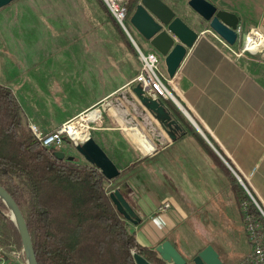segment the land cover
<instances>
[{"label": "crops", "instance_id": "obj_1", "mask_svg": "<svg viewBox=\"0 0 264 264\" xmlns=\"http://www.w3.org/2000/svg\"><path fill=\"white\" fill-rule=\"evenodd\" d=\"M17 1L19 6L12 4L13 1L2 8L12 9H0V21L13 22L11 26H5L6 23L0 25L2 44L7 40V28L18 34L21 43L26 41V37L20 38L19 31L30 14L21 9L23 0ZM206 1L219 10L234 14L242 35L251 29L264 33V0ZM194 17L191 21L179 18L191 29L204 34L187 51L173 78L181 106L193 122L181 110L175 111L169 103L168 111L181 130H175L177 139L170 140L159 129L157 134L164 138L160 140L162 146H157L146 131L142 129V134L132 126L134 122L129 118V111L124 110L119 102L117 95L135 86L133 80L139 70L134 58L121 48L117 47L118 58H109L107 49L103 48L101 57L75 60L64 52L34 59L29 58L26 48L5 46L6 51L0 52V56L6 55L0 58V85L12 91L27 124L37 126L43 134L80 116L81 121L97 122L95 126L98 127L102 124L103 128L93 129L95 134L92 138L118 169V164L124 163L122 154L115 152V157H112L104 148V142L119 141V146L131 157H134L135 147L140 151L143 156L139 155L135 161L137 173L152 179L155 194L168 196L173 212L185 211L191 218L194 212H201L203 225L207 222V226L231 228L227 230L230 238L246 240L245 232L237 230L241 226V215L235 210L228 180L214 164L209 150L235 177L238 176L248 192L264 207V52L236 58L209 28H196L200 18L195 13ZM23 31L27 33L26 28ZM128 36L134 42L132 36ZM260 42L264 44V41ZM146 46L147 52H155L147 42ZM238 47V42L231 46L233 50ZM88 53L93 55L92 50ZM29 55L33 56L32 53ZM160 69H165L162 59ZM93 109L112 111L115 118L112 117L109 123L100 113L99 119L97 111H91ZM91 115L96 118L87 121ZM81 121L78 124L81 125ZM155 147L156 154L145 159ZM71 157H77L80 164H88L77 152ZM127 179L128 175L121 177L110 184V189L122 188L141 219L149 214H159L155 211V202L146 193L140 195L145 206L129 187ZM171 216L165 212L157 216L155 223L160 230L152 222L141 224L142 236L136 234L139 244L154 249L167 240L176 250L177 247L180 249L176 228L179 225L185 232L188 228L185 222L175 226ZM189 221L193 222L192 219ZM148 230L152 231L154 239L150 238ZM206 240L214 247L211 237ZM180 250L182 252V247Z\"/></svg>", "mask_w": 264, "mask_h": 264}, {"label": "trees", "instance_id": "obj_2", "mask_svg": "<svg viewBox=\"0 0 264 264\" xmlns=\"http://www.w3.org/2000/svg\"><path fill=\"white\" fill-rule=\"evenodd\" d=\"M138 1H127L129 17ZM57 151L35 139L14 94L0 85V186L25 213L37 263L135 264V253L150 264H167L154 249L139 244L136 234L129 231L127 221L105 191L109 181L101 172L74 158L59 160ZM209 152L214 164L225 173L239 212L241 204L247 202L250 214L264 222L237 178ZM132 168L123 170L120 177ZM6 211L0 201V213ZM4 220L21 247L14 224Z\"/></svg>", "mask_w": 264, "mask_h": 264}, {"label": "rangeland", "instance_id": "obj_3", "mask_svg": "<svg viewBox=\"0 0 264 264\" xmlns=\"http://www.w3.org/2000/svg\"><path fill=\"white\" fill-rule=\"evenodd\" d=\"M162 1L171 9H173L176 15L182 17L186 21H191L192 19H195L192 9L187 4L189 0ZM17 2L18 1L16 0L12 4H15V6H19ZM22 2L24 3H22L23 8L21 9H23L24 11L26 10V12L30 14V17L24 20L25 25L22 26L23 28H26L27 33L23 31V28L19 31L21 34L20 38L26 37V41L21 43V41H19L20 39L18 37V34L14 33V31L11 32V30L7 28V34L5 36L7 40L4 42V44L0 43L1 53L6 51L5 46L14 49L17 45H19L20 48H26L27 55L29 56V58H44L64 52L65 54L70 55L75 60H81L83 58L89 59L90 57H101L103 55L102 53H104L103 48H105L107 49L109 58L112 59L113 57H119L118 52L121 48L126 53L129 52L132 58H134V60L137 62L138 67L140 69V62L137 55V49L131 42L126 32L123 31L121 28L118 29V27L114 24L111 19V16L109 15L108 11L105 9V6L103 5V3H101L100 0H23ZM10 9L12 8L9 7L6 9H2V11ZM2 23H6L5 26H11V24H13L12 21L7 22L4 20L0 21V25H2ZM19 26L20 24L16 25V27ZM125 27L128 30L129 35L132 36V38L134 39V43L138 46V49L144 53H147L148 48L146 46V41L142 39L140 35H138V33L130 24L129 19L125 21ZM195 27L201 30L202 28L207 27V25L200 20L197 25L195 24ZM261 33L264 35L263 32ZM201 35L203 34L200 33V36ZM214 40L216 41V39ZM262 45L263 44L260 42L257 50L263 49L264 45ZM89 50L93 51L92 56L90 53H88ZM235 51L239 52V47L238 49H235ZM28 53H32L33 56H30ZM248 55L251 54L245 52L240 58ZM5 56L6 55L3 54V56H0V58H4ZM162 72L167 77L165 69ZM168 86L174 97L179 100V96L177 94L174 83L168 84ZM169 103L175 111L179 112L180 109L178 106H176L172 102ZM182 107L184 106L182 105ZM97 113L99 114V119L101 118L102 114V118L108 120L109 123H111L112 117L115 118V115L112 113V111L109 112L108 110H101L100 112L97 111ZM95 118L96 117L93 115L88 116L87 121H94ZM182 118L184 119V117ZM78 121L79 119L75 120L73 123H78ZM185 122L187 121L185 120ZM88 126L92 128L90 130L86 127V131L89 130L90 132V137H93L95 134V131H93V129L103 128L102 124L101 127L95 126L94 124H89ZM191 130H193V128ZM85 138L86 134L83 136V139ZM108 143L109 144L104 142L103 145L106 151L112 157H115V152H119L120 154H122V158H124V163L118 164V167H120V171H123L129 167H133L132 172L129 171L121 177L128 175L127 184L140 198V200L142 201L140 195L146 193L147 197H149L153 202H155V211L159 214L162 213L159 211V207L165 202H169V199L167 198L168 196L155 194L153 192L154 185L152 179L145 178L144 176H142V174H140V172L137 173L135 169V161L139 157V155H142L140 151L135 147L133 149L134 157H131L125 149L123 150V148L119 146V141L113 140L111 144L110 141H108ZM58 151L63 152L67 157H71L76 152L73 143L69 141H67L60 148H58ZM155 154L156 152H153L151 155L146 156L145 159H149ZM74 158L79 161L77 157ZM148 170L150 171L151 169ZM116 181L105 183V191L107 195L112 192L109 187L110 184ZM125 206L132 215V218L137 222L132 223L127 221L129 231L134 232L135 234H137L138 237L142 236L143 227H140L141 224H143L144 222V225L148 222H152L154 224L157 223L156 219L158 218L157 216L159 214H149L147 217L140 219L126 203ZM235 210L236 212H239L238 208L236 207ZM22 213L23 215H25L24 211ZM165 213H168L169 216H171L170 214H174L170 217V219L173 220V224L175 226H177V224H184L185 222L188 228V231L186 230V232L184 228L179 227V225L177 226L178 228H176V233L178 236L177 238L179 240V247L180 249L182 247V252L178 247L177 251L183 258L184 256L186 257V264H192V259L196 256V254L202 249H204L205 245H209L206 243V239L210 237L213 239L212 245H214V247H212L218 253L219 259L222 261V263L224 262L225 264H237L238 262L244 260L245 256L249 252V244L247 242V238L246 240H244L239 237L236 240H233V238H230L227 235V230L231 228L222 226H207V222H205V225H203L201 223V218H203L201 217V212H194L193 218H191V216H187L185 211L173 212L171 208ZM4 218L13 223L9 219L10 214L8 209L4 213V215L0 213V252H4L6 264H26L24 254L22 252V245L21 247H19V244L16 241L11 230L6 227ZM190 219L193 220L192 223L191 221L188 222V220ZM216 224L222 223L217 222ZM156 227H158V229L160 228L158 224H156ZM161 228H163V225L161 226ZM234 229L236 230V228ZM237 230L239 232H245L242 222L241 226L237 228ZM148 232L147 234L150 233V238L154 239L152 231H150L149 233Z\"/></svg>", "mask_w": 264, "mask_h": 264}, {"label": "water", "instance_id": "obj_4", "mask_svg": "<svg viewBox=\"0 0 264 264\" xmlns=\"http://www.w3.org/2000/svg\"><path fill=\"white\" fill-rule=\"evenodd\" d=\"M13 1L15 0H0V9L8 6ZM187 4L200 20L207 25L210 31L220 39L230 46L236 43L238 19L234 14L217 9L206 0H189ZM129 22L142 39L148 43L150 48L163 60L167 76L170 79L175 77L187 51L193 47L200 37L198 31L186 25L162 0H139L134 12L129 17ZM126 34L129 35L127 32ZM245 39L246 36L242 35L241 41L244 42ZM131 42L137 49L135 43ZM117 97L119 102L123 104L124 110L129 111V118L134 122L132 126L139 129L141 133L142 129L146 131L156 142L157 146H162L160 140L164 139L157 134L159 129L170 140L177 139L175 130L180 131L181 129L172 118L168 108L164 104L144 96L140 86L137 85L133 88L122 90ZM179 109L193 122L182 106ZM74 149L89 165L97 168L107 181L112 182L120 178L121 171L90 135L87 140L76 145ZM155 151L156 147L153 152ZM55 156L59 160H73V157H67L60 151H57ZM237 180L245 189L241 180L238 178ZM109 198L116 211L126 221L137 223L126 208L121 196L112 191L109 194ZM0 200L8 209L9 219L18 231L26 264H38L23 213L12 197L1 186ZM154 251L167 264H186V260L167 240L157 245ZM133 258L135 264H150L138 254L134 253ZM192 264L223 263L214 248L208 245L196 254L192 259Z\"/></svg>", "mask_w": 264, "mask_h": 264}, {"label": "built area", "instance_id": "obj_5", "mask_svg": "<svg viewBox=\"0 0 264 264\" xmlns=\"http://www.w3.org/2000/svg\"><path fill=\"white\" fill-rule=\"evenodd\" d=\"M128 0H101L107 11L110 13L114 21L118 24V26L123 30L127 31L125 27V21L129 19L128 14V7H127ZM212 33V31H211ZM204 34V32H202ZM218 41L224 45L228 52L231 53L236 58H240L243 53L247 52L251 55H256L260 52L264 51V46L262 50L250 51L247 50L245 44L249 37H258L259 40H264V35L256 29H251L249 32L244 34L246 39L244 42L241 41V29L237 26L236 34L237 40L236 42L239 43L240 51L237 52L231 48L225 41L220 39L217 35L212 33ZM264 45V44H263ZM137 55L140 62V69L137 75L135 76L133 83L135 86H140L144 96L149 99L155 100L159 103L164 104L168 109L169 102L174 103L176 106L180 107L181 103L178 99L174 97L172 92L169 89L168 84L173 83V79H170L168 76L166 77L162 70L160 69V61L161 58L158 56L156 52H147L144 53L137 47ZM170 79V80H169ZM91 111H95L94 109ZM89 111V112H91ZM98 111V110H97ZM88 112V113H89ZM87 114V113H86ZM84 114L83 116H85ZM81 117H78L81 121ZM76 119V120H77ZM101 119V118H100ZM72 122H68L63 124L60 128L48 133L43 134L37 128V126L30 124L29 129L35 139L45 148L47 149H58L67 141L73 143L74 147L80 144L82 141L78 139H74L69 133V126ZM83 126H87L89 124H97V122L89 123L85 121H81ZM238 178V176H237ZM239 179V178H238ZM247 195L249 196L250 200L258 208L259 212L264 217V207L257 201V199L251 195L248 190L244 189ZM171 205L169 202H165L163 205L159 207V211L164 213L170 210ZM241 211V220L244 226L245 235L247 238V242L249 244V252L245 256L244 260L238 262L237 264H264V222L260 220L258 217L250 214L248 211V203L243 202L240 207ZM0 264H6L4 252H0Z\"/></svg>", "mask_w": 264, "mask_h": 264}, {"label": "bare ground", "instance_id": "obj_6", "mask_svg": "<svg viewBox=\"0 0 264 264\" xmlns=\"http://www.w3.org/2000/svg\"><path fill=\"white\" fill-rule=\"evenodd\" d=\"M128 31V30H127ZM249 40H247L245 47L247 50L250 51H256L258 49V45L260 43V40L258 37H249ZM264 41V40H261ZM263 46V45H262ZM261 46V47H262ZM262 50V49H260ZM69 133L70 135L74 138V139H78L79 141L84 142L85 140H87V138L90 135L89 130L86 131V126H83L82 124H78V123H73L70 124L69 126ZM86 134V138L83 139V136ZM119 196H121V198L124 200V203H126L132 210L133 212L137 215V217H139V215L137 214V212L133 209V207L131 206V204L128 202L127 198L125 197L124 193H123V189L122 188H118L116 190H114ZM140 218V217H139ZM141 219V218H140Z\"/></svg>", "mask_w": 264, "mask_h": 264}]
</instances>
